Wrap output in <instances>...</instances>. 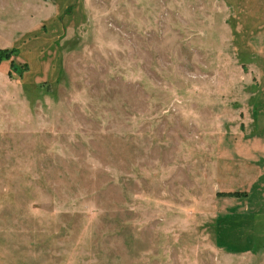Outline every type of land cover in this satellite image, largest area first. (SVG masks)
<instances>
[{"label":"rangeland","instance_id":"rangeland-1","mask_svg":"<svg viewBox=\"0 0 264 264\" xmlns=\"http://www.w3.org/2000/svg\"><path fill=\"white\" fill-rule=\"evenodd\" d=\"M0 264H264V0H0Z\"/></svg>","mask_w":264,"mask_h":264}]
</instances>
